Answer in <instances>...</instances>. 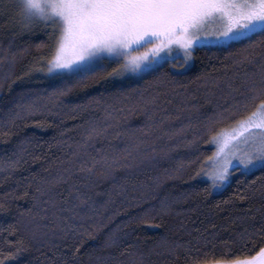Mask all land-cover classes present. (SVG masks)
Masks as SVG:
<instances>
[{
	"label": "trees",
	"instance_id": "trees-1",
	"mask_svg": "<svg viewBox=\"0 0 264 264\" xmlns=\"http://www.w3.org/2000/svg\"><path fill=\"white\" fill-rule=\"evenodd\" d=\"M16 1H0V260L193 264L196 248L199 264L243 256L242 233L264 223V174L234 171L210 194L205 178H192L214 150L203 135L207 117L244 98L243 76L253 67L236 76L230 56L243 45L198 47L183 71L163 62L135 79L72 80L66 96L49 101L65 86L37 73L51 29L25 26ZM153 98L145 114L143 102ZM33 102L47 107L11 121ZM106 110L117 119L107 120ZM92 124L102 131L89 141ZM105 157L117 163L109 169Z\"/></svg>",
	"mask_w": 264,
	"mask_h": 264
},
{
	"label": "snow or ice",
	"instance_id": "snow-or-ice-1",
	"mask_svg": "<svg viewBox=\"0 0 264 264\" xmlns=\"http://www.w3.org/2000/svg\"><path fill=\"white\" fill-rule=\"evenodd\" d=\"M16 6L25 26L42 24L51 29L52 44L43 57L44 67L38 70L46 72L50 79L65 82V86L54 87L49 101L66 96L72 90L66 82L72 80L135 76L155 71L161 62L169 60H179V66L184 67L206 41L228 47L242 44L230 56L236 76H240L239 69L245 65L253 67L243 76L244 98L207 117L203 135L209 137L206 143L214 145L215 151L192 178H205L209 183L205 192L210 194L228 184L234 171L264 174V0H17ZM156 102V98L143 102L145 114L149 113L148 105ZM45 107L35 102L21 105L20 112L11 114V121L34 116ZM251 108L255 111L244 116ZM117 115L116 110H106L109 121H115ZM225 121L231 124L218 128ZM36 123L43 127L40 121ZM100 131L92 124L87 140ZM108 161L105 157L109 169L117 163L114 158ZM37 192L47 194V190L40 188ZM46 203L56 207L51 200ZM2 209L4 205L0 204ZM242 239L243 256L222 253L213 256L212 264H264V223L252 232L246 229ZM115 243L110 238L109 245ZM23 250L18 248L17 255ZM194 252L197 255L193 264H199L200 249ZM0 264L7 261L0 260ZM135 264H143V259Z\"/></svg>",
	"mask_w": 264,
	"mask_h": 264
},
{
	"label": "rangeland",
	"instance_id": "rangeland-1",
	"mask_svg": "<svg viewBox=\"0 0 264 264\" xmlns=\"http://www.w3.org/2000/svg\"><path fill=\"white\" fill-rule=\"evenodd\" d=\"M0 1H2V0H0ZM17 2V1H16ZM213 45H217L216 43H214V42H204V44H203V46H213ZM191 61H189V63H190ZM42 63V62H41ZM161 63H163V62H161ZM168 63H169V65L172 67V68H175V69H179L180 71H183V70H185V69H187L188 67H189V63L187 64V65H185L184 67H180L179 66V60H177V61H175V62H173V61H171V60H169L168 61ZM174 63H175V65L176 66H173L174 65ZM37 73L40 75V74H44V75H48L46 72H44V71H37ZM144 74V73H143ZM142 74H139V75H135V76H129V77H124V78H117V79H120V80H127V79H135V78H139L140 76H141ZM255 111V110H254ZM251 114V113H250ZM249 114V115H250ZM232 127H235V125L234 124H232L231 125ZM213 152L215 151V146L213 145ZM219 189V188H218ZM218 189H215V190H218ZM212 264V263H211Z\"/></svg>",
	"mask_w": 264,
	"mask_h": 264
}]
</instances>
